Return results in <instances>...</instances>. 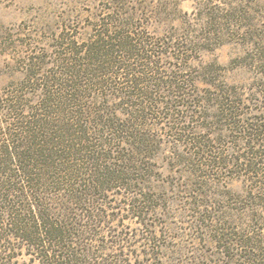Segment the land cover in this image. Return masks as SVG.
<instances>
[{
  "label": "trees",
  "instance_id": "trees-1",
  "mask_svg": "<svg viewBox=\"0 0 264 264\" xmlns=\"http://www.w3.org/2000/svg\"><path fill=\"white\" fill-rule=\"evenodd\" d=\"M138 9L124 2L104 9L87 41L64 43L44 65L32 59L16 90L0 95V264H17L8 252L12 241L39 264H154L125 252L135 243L102 218L109 207L100 197L123 189L131 195L124 197V207L138 217L148 214L152 196L143 185V167L161 140L145 123L138 125L145 118L139 113L166 108L154 97L157 82H169L166 76L186 99H196L185 76L160 69V54L191 53L214 32L201 27L182 45L166 42L136 23ZM114 86L133 92L123 100L111 92ZM166 109L164 118L178 121L171 130L183 132L179 111ZM260 193L254 200L264 207ZM251 213L233 228H216L233 264H264V208L252 207ZM157 232L146 230L144 245Z\"/></svg>",
  "mask_w": 264,
  "mask_h": 264
},
{
  "label": "rangeland",
  "instance_id": "rangeland-1",
  "mask_svg": "<svg viewBox=\"0 0 264 264\" xmlns=\"http://www.w3.org/2000/svg\"><path fill=\"white\" fill-rule=\"evenodd\" d=\"M122 2L136 5V23L166 42L182 45L201 27L214 34L191 53L160 54V69L185 76L196 99H186L166 76L169 82H157L154 97L162 108L179 111L183 132L171 130L177 120L164 118L166 108L139 113L145 118L138 125L161 140L143 167L152 196L148 214L125 208L131 195L117 189L100 197L109 207L101 216L134 241L125 250L134 257L154 264H233L216 228H233L235 220L250 218L252 207L264 208L254 200L264 190V0H0V95L16 90L32 59L44 65L64 43L87 41L102 11ZM111 92L127 98L115 86ZM248 159L252 164L244 163ZM146 230L158 232L144 245ZM7 246L17 264H39L18 242Z\"/></svg>",
  "mask_w": 264,
  "mask_h": 264
}]
</instances>
